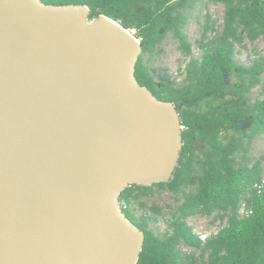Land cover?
Masks as SVG:
<instances>
[{
	"label": "water",
	"instance_id": "95a60500",
	"mask_svg": "<svg viewBox=\"0 0 264 264\" xmlns=\"http://www.w3.org/2000/svg\"><path fill=\"white\" fill-rule=\"evenodd\" d=\"M84 4L0 0V264H135L128 184L168 182L182 125L132 31Z\"/></svg>",
	"mask_w": 264,
	"mask_h": 264
},
{
	"label": "trees",
	"instance_id": "16d2710c",
	"mask_svg": "<svg viewBox=\"0 0 264 264\" xmlns=\"http://www.w3.org/2000/svg\"><path fill=\"white\" fill-rule=\"evenodd\" d=\"M41 1L84 4L89 19L104 14L131 30L142 47L138 82L179 113L182 147L170 180L131 183L118 196L122 212L144 232L135 264H264V186L253 188L263 168L261 160L245 157L252 139L264 133V54L236 57L246 39H264V0H214L223 5L222 22L208 20L195 49L186 27L203 0ZM168 34L184 55L175 75L149 58ZM154 187L175 197L168 215L146 203ZM213 213L217 226L201 238L189 218ZM160 218L165 226L157 231Z\"/></svg>",
	"mask_w": 264,
	"mask_h": 264
},
{
	"label": "rangeland",
	"instance_id": "374dc122",
	"mask_svg": "<svg viewBox=\"0 0 264 264\" xmlns=\"http://www.w3.org/2000/svg\"><path fill=\"white\" fill-rule=\"evenodd\" d=\"M223 15V5L214 0H203L196 5V8L191 12V16L188 20L186 32L189 42L192 44V48H196L197 40L201 37L204 30V26L208 20L215 21V26L221 24ZM210 34V32L208 33ZM241 50L236 56L240 60L248 59L249 55L255 52L264 54V39L257 38L253 42L247 39L243 42L242 46H238ZM150 62L155 67H166L168 72L175 75L177 66L183 62L184 55L179 45V41L168 34L165 39L155 48L153 54L149 57ZM262 81L264 83V74L262 75ZM261 85H257L253 88L252 92L256 96L261 94ZM247 158H250L251 162L261 160V166L263 168L264 176V133L258 135L252 139L249 147ZM148 205L155 203L163 208L164 215H168L172 207L176 204V199L172 193L167 189L153 188V192L150 197L146 199ZM214 213L211 215L196 214L189 218L190 223L196 230L200 232L208 233L215 229L218 221L214 219ZM212 221L214 223H212ZM165 224L163 219H159L153 224V228L157 231H161Z\"/></svg>",
	"mask_w": 264,
	"mask_h": 264
},
{
	"label": "built area",
	"instance_id": "2783aa9c",
	"mask_svg": "<svg viewBox=\"0 0 264 264\" xmlns=\"http://www.w3.org/2000/svg\"><path fill=\"white\" fill-rule=\"evenodd\" d=\"M264 186V176L262 175L259 181H255L253 183V188L257 189L258 191L261 190V188ZM215 229L211 230L210 232L214 231ZM195 232L201 237V238H205L208 234H210V232L208 233H204V232H200L199 230L195 229Z\"/></svg>",
	"mask_w": 264,
	"mask_h": 264
}]
</instances>
